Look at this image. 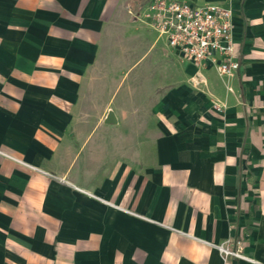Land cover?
Masks as SVG:
<instances>
[{
    "label": "crops",
    "instance_id": "0c3cea01",
    "mask_svg": "<svg viewBox=\"0 0 264 264\" xmlns=\"http://www.w3.org/2000/svg\"><path fill=\"white\" fill-rule=\"evenodd\" d=\"M149 1L0 0V264H264V0L231 1L232 76Z\"/></svg>",
    "mask_w": 264,
    "mask_h": 264
},
{
    "label": "built area",
    "instance_id": "2783aa9c",
    "mask_svg": "<svg viewBox=\"0 0 264 264\" xmlns=\"http://www.w3.org/2000/svg\"><path fill=\"white\" fill-rule=\"evenodd\" d=\"M221 3L191 4L184 0H150L143 18L165 37L168 46L200 69L209 64L220 75H235L241 69L233 36L234 10ZM217 107L221 106L217 104ZM223 257L257 261L245 254L243 235L218 245Z\"/></svg>",
    "mask_w": 264,
    "mask_h": 264
},
{
    "label": "rangeland",
    "instance_id": "374dc122",
    "mask_svg": "<svg viewBox=\"0 0 264 264\" xmlns=\"http://www.w3.org/2000/svg\"><path fill=\"white\" fill-rule=\"evenodd\" d=\"M143 23L145 24V22H143ZM155 34H157V33L155 32ZM162 45H163V43L160 42L159 45L156 47V49H153L151 51L150 55H157L158 54V51L161 50ZM144 52H145V50H139V51L136 52V55L137 56H141V54H144ZM159 56H160V54H159ZM128 82L129 81H127V84L125 85L126 87L128 86Z\"/></svg>",
    "mask_w": 264,
    "mask_h": 264
},
{
    "label": "water",
    "instance_id": "95a60500",
    "mask_svg": "<svg viewBox=\"0 0 264 264\" xmlns=\"http://www.w3.org/2000/svg\"><path fill=\"white\" fill-rule=\"evenodd\" d=\"M108 122H109V123L115 122V117H114V113H113V112H111V113L109 114Z\"/></svg>",
    "mask_w": 264,
    "mask_h": 264
}]
</instances>
